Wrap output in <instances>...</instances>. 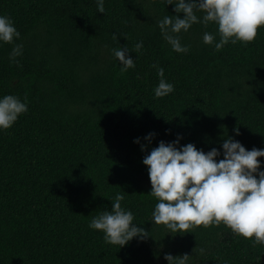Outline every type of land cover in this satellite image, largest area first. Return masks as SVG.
<instances>
[{"label": "trees", "instance_id": "16d2710c", "mask_svg": "<svg viewBox=\"0 0 264 264\" xmlns=\"http://www.w3.org/2000/svg\"><path fill=\"white\" fill-rule=\"evenodd\" d=\"M104 7L99 13L96 0H0V15L21 34L14 43L23 45L12 62L14 45L0 42V98L14 95L28 106L0 129V264H169L167 254H188L187 264H264V244L253 246L223 223L189 233L156 225L143 164L161 141L178 138V148L218 149L217 160L229 137L264 150V25L254 42L216 51L218 26L194 24L175 34L189 48L178 53L157 23L177 15L175 4L104 0ZM205 31L214 44L203 42ZM122 47L135 62L123 73L113 54ZM153 64L174 86L167 96H155ZM117 193L134 226L149 232L123 247L89 227L111 211Z\"/></svg>", "mask_w": 264, "mask_h": 264}, {"label": "clouds", "instance_id": "9594fccd", "mask_svg": "<svg viewBox=\"0 0 264 264\" xmlns=\"http://www.w3.org/2000/svg\"><path fill=\"white\" fill-rule=\"evenodd\" d=\"M96 4L97 11L105 13L104 0H96ZM167 4H175L177 15L165 16L157 23L163 39L178 53H185L189 48L182 46L175 34L187 32L194 24L200 23L205 28L210 23L218 26V43L213 34L207 31L203 34V42L215 43L216 51L229 42H254L258 29L264 25V0H167ZM197 12L203 13L202 18ZM180 13L184 14L183 18ZM20 35L11 18L0 15V42L14 45L9 57L12 62L22 55L23 45L14 43ZM112 38L118 37L113 34ZM142 48L143 43L139 42L132 51L139 53ZM129 52L127 47L113 49L114 56L123 65L121 73L135 67ZM152 67L160 77L155 96H167L174 91V86L164 79L162 67L157 64ZM27 110V103L17 96L0 98V129L11 128ZM236 132L239 135L238 128ZM154 135L150 133L146 139L150 142ZM178 144L179 138L172 143L161 141L143 159L151 181L148 194L157 200L152 213L154 223L166 226L171 233H189L199 226L219 227L223 223L233 234L252 240L253 246L264 244V171L260 170L259 159L264 157V150H248L229 137L222 144L223 158L217 160L221 153L216 148L205 153L193 143L180 148ZM123 200L124 195L117 193L111 211L101 212L89 223L91 229L104 233L105 242L120 247L135 237L149 236L144 228L134 226V215L122 208ZM199 251L203 254L204 249ZM189 258L188 254L164 257L169 264H187Z\"/></svg>", "mask_w": 264, "mask_h": 264}]
</instances>
